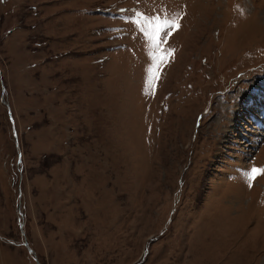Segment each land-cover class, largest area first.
<instances>
[{
	"label": "rangeland",
	"instance_id": "obj_1",
	"mask_svg": "<svg viewBox=\"0 0 264 264\" xmlns=\"http://www.w3.org/2000/svg\"><path fill=\"white\" fill-rule=\"evenodd\" d=\"M263 122L264 0H0V264H264Z\"/></svg>",
	"mask_w": 264,
	"mask_h": 264
},
{
	"label": "snow or ice",
	"instance_id": "obj_2",
	"mask_svg": "<svg viewBox=\"0 0 264 264\" xmlns=\"http://www.w3.org/2000/svg\"><path fill=\"white\" fill-rule=\"evenodd\" d=\"M166 24H170L172 27H178V24L176 23L175 20H171V21H165ZM167 34V33H166ZM252 174L253 176L255 175H259V174H264V169H253L252 170ZM251 178V177H250Z\"/></svg>",
	"mask_w": 264,
	"mask_h": 264
},
{
	"label": "bare ground",
	"instance_id": "obj_3",
	"mask_svg": "<svg viewBox=\"0 0 264 264\" xmlns=\"http://www.w3.org/2000/svg\"><path fill=\"white\" fill-rule=\"evenodd\" d=\"M264 123V122H263Z\"/></svg>",
	"mask_w": 264,
	"mask_h": 264
}]
</instances>
